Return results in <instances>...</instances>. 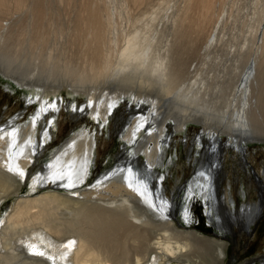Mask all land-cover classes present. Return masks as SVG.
Segmentation results:
<instances>
[{
    "label": "bare ground",
    "instance_id": "bare-ground-1",
    "mask_svg": "<svg viewBox=\"0 0 264 264\" xmlns=\"http://www.w3.org/2000/svg\"><path fill=\"white\" fill-rule=\"evenodd\" d=\"M260 1L243 11L232 0L214 29L228 0H0V79L36 105L27 123L0 122V218L14 200L0 264H227V232L261 214V203L229 208L219 177L226 152L264 144ZM49 91L89 98L74 121L114 118L123 152L88 187L97 138L74 134L21 196L63 108ZM191 127L201 157L178 203L166 172L175 135ZM199 210L221 234L202 233Z\"/></svg>",
    "mask_w": 264,
    "mask_h": 264
},
{
    "label": "rangeland",
    "instance_id": "rangeland-1",
    "mask_svg": "<svg viewBox=\"0 0 264 264\" xmlns=\"http://www.w3.org/2000/svg\"><path fill=\"white\" fill-rule=\"evenodd\" d=\"M155 1V4L159 2V0ZM241 1L239 9L244 11L251 0ZM151 3L153 4V2ZM228 3V6H223L224 9L219 3L216 4L217 12L215 11L216 15L212 19L215 22L212 21V28L214 27L215 29L224 11L233 4L232 0H228ZM236 7L238 8V6ZM257 7L260 13H263L264 0H261ZM219 11L222 13L218 14ZM30 95H34V93L16 86H9L8 81L0 79V122H8L13 117L22 115L23 118H21L20 123H27L36 107V105H33L26 109L27 97H31ZM47 98L56 99L55 102L63 103V108L60 110V114L49 121L52 136H49L47 142L44 143L45 151L33 167L32 176L24 190L25 194L21 196L27 197L33 194L31 192L32 180L36 177L37 171L45 167L55 153L66 146L64 144H67L68 139L74 134L89 131L91 134L96 135L97 138L96 154L94 156L96 162L93 164L92 178L88 187L93 186L96 183L95 180L105 172L116 167L120 154L123 152L122 132L117 134L114 118L106 124L102 121H95L90 115H86L85 118L78 122L72 119L71 114L75 113L74 105L85 104L87 106L88 97L78 96L70 92L49 91ZM123 106H126V104ZM123 111H125L124 108ZM128 114L126 113L125 115L130 119L131 117ZM52 120L54 122H51ZM198 130L199 128L197 127H191L187 133L176 134L171 146L170 154L174 162L169 168L170 172L168 174L166 172L165 186L167 187L168 196L178 201V203H181L184 195V191H181L182 188L189 183L194 176L196 168L199 166V163L194 162V160L201 157L195 152L197 145L194 144V137ZM248 148V152L244 154L234 150L225 153L223 165H220V169L223 172L219 175L221 179L220 196L227 198V204L232 210L235 208L241 210L244 205L250 203H261V214L249 229H242L234 225V231L231 232L230 230L227 232L230 233L226 236L230 243V254L227 264H261V259L264 256V144H254ZM190 152L192 153L191 157L189 156ZM169 157L170 155H168L167 159ZM26 191L29 193H26ZM232 200L235 202V206ZM13 201L5 203L0 220L4 221V217L11 213ZM197 215L200 218H204L200 226L202 233L211 237L221 234L216 218L213 225H211L204 211H197ZM194 225L196 228L199 225L197 217Z\"/></svg>",
    "mask_w": 264,
    "mask_h": 264
},
{
    "label": "water",
    "instance_id": "water-1",
    "mask_svg": "<svg viewBox=\"0 0 264 264\" xmlns=\"http://www.w3.org/2000/svg\"><path fill=\"white\" fill-rule=\"evenodd\" d=\"M223 163V159L220 161V164H222Z\"/></svg>",
    "mask_w": 264,
    "mask_h": 264
},
{
    "label": "snow or ice",
    "instance_id": "snow-or-ice-1",
    "mask_svg": "<svg viewBox=\"0 0 264 264\" xmlns=\"http://www.w3.org/2000/svg\"><path fill=\"white\" fill-rule=\"evenodd\" d=\"M21 175H22V173H21Z\"/></svg>",
    "mask_w": 264,
    "mask_h": 264
}]
</instances>
